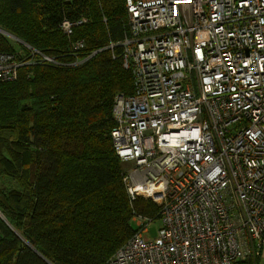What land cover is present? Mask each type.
Segmentation results:
<instances>
[{"label":"built area","instance_id":"obj_1","mask_svg":"<svg viewBox=\"0 0 264 264\" xmlns=\"http://www.w3.org/2000/svg\"><path fill=\"white\" fill-rule=\"evenodd\" d=\"M118 47L133 93L114 96L111 138L132 166L133 234L104 264H264V0H124ZM85 17L63 18L69 39ZM105 22L106 19H103ZM38 61L62 65L51 55ZM73 55L86 43L69 41ZM112 52V57H116ZM32 61L0 50V82Z\"/></svg>","mask_w":264,"mask_h":264},{"label":"trees","instance_id":"obj_2","mask_svg":"<svg viewBox=\"0 0 264 264\" xmlns=\"http://www.w3.org/2000/svg\"><path fill=\"white\" fill-rule=\"evenodd\" d=\"M125 16L124 0H0V29L32 61L0 82V264H104L133 234V209L157 219L154 202L129 201L111 138L114 96L133 93L120 49L71 64L118 40ZM80 17L69 39L58 24ZM77 38L87 50L73 55ZM0 50L15 51L1 32Z\"/></svg>","mask_w":264,"mask_h":264},{"label":"rangeland","instance_id":"obj_3","mask_svg":"<svg viewBox=\"0 0 264 264\" xmlns=\"http://www.w3.org/2000/svg\"><path fill=\"white\" fill-rule=\"evenodd\" d=\"M3 35H7L3 32H1ZM8 36V39L10 40L11 44L13 45L14 49H15V52L19 55V57H23V55L25 54L24 51L20 48V46L18 45V41L15 40L14 38L10 37L9 35ZM123 166L124 168L126 169V171L132 166V164L130 162H126V163H123ZM160 224V222L157 220V219H154V221L152 223H150L149 225V232L148 234L150 236H153L155 235V232H156V227ZM132 226L135 227L137 226V223L136 221H133L132 220Z\"/></svg>","mask_w":264,"mask_h":264},{"label":"water","instance_id":"obj_4","mask_svg":"<svg viewBox=\"0 0 264 264\" xmlns=\"http://www.w3.org/2000/svg\"><path fill=\"white\" fill-rule=\"evenodd\" d=\"M0 32H3V33H5V34L9 35L10 37L14 38L15 40H17V41L23 43L19 38L13 36L12 34H9V33L5 32V31L2 30V29H0ZM29 47H30V46H29ZM0 216L2 217V219H3L5 222H7V221L5 220V218H4L1 214H0Z\"/></svg>","mask_w":264,"mask_h":264}]
</instances>
